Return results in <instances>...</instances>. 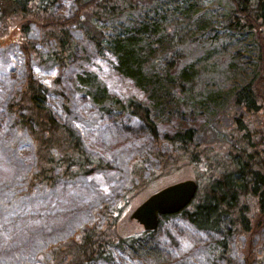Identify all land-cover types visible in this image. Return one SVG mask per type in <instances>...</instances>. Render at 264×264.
<instances>
[{"label":"trees","instance_id":"16d2710c","mask_svg":"<svg viewBox=\"0 0 264 264\" xmlns=\"http://www.w3.org/2000/svg\"><path fill=\"white\" fill-rule=\"evenodd\" d=\"M56 2L0 0V30L11 32L6 41L0 35V43L15 44L24 57V77L15 84L5 112L17 132L32 143L34 162L25 175L27 187H50L57 179H73L108 166L85 150L71 123L53 115L46 102L48 89L32 72V63L61 71L73 65L84 49L75 37L78 32L94 50L110 53L114 69L144 94V101H123L89 70L74 77L100 113L119 110L138 120L153 137V149L129 164L131 177L140 180L134 186L168 170L173 157L178 166L198 168L202 177L195 180L198 189L192 201L160 218L186 213L194 227L206 231H221L226 223L225 234L205 251L208 264H264V0H227L209 42L231 40L227 66L231 77L224 85L210 81L200 89L206 65L185 59L165 23L169 16L193 21L200 40L209 29L206 17L197 13V2L70 0L66 12H57ZM34 31L36 37L31 36ZM186 114L212 115L211 123L221 135L212 133L213 125L202 129L179 125L173 132L158 134L157 119ZM152 159L158 166L147 176L144 165ZM128 192L98 210L102 221L96 219L76 236L47 246L44 253L53 263L44 264H87L103 257L106 246L133 244L151 232L140 227L117 229L123 212L120 204L123 199L127 203Z\"/></svg>","mask_w":264,"mask_h":264},{"label":"rangeland","instance_id":"374dc122","mask_svg":"<svg viewBox=\"0 0 264 264\" xmlns=\"http://www.w3.org/2000/svg\"><path fill=\"white\" fill-rule=\"evenodd\" d=\"M190 1L197 2L200 5L197 13L206 17L209 30L203 37L198 40L194 22L179 16H169L166 26L174 33L186 60L199 59L206 65L197 88L210 81L224 85L231 77L227 67L233 48L231 40L220 39L216 45L209 41L218 29L228 2ZM69 5L70 0H57L56 11L66 12ZM187 32L194 34L187 36ZM74 34L84 49L79 51L80 57L73 65L61 71L56 66L43 68L32 63V72L48 89L46 102L53 115L63 123H71L78 130L85 150L101 157L108 166L73 179H57L50 187H27L25 175L34 162L32 143L25 134L17 132L5 112L15 84L24 77V57L15 44L0 43V264L53 263L52 257L44 253L47 246L76 236L82 226L96 219L102 221L98 210L121 198L124 191H129L127 203L123 204L126 200L123 199L120 204L123 212L116 221L117 229L122 232L138 229L129 215L151 193L180 180L202 177L198 168L178 166L177 158L173 157L174 164L169 163L168 170L145 185L134 186L138 181L131 177L129 164L135 156L153 149V137L138 120L119 110L100 113L89 95L75 84L74 77L82 70H89L98 76L111 95L123 101L129 98L144 101V94L114 69L110 53L94 50L82 40L80 33ZM0 35H4L3 41H6L11 32L2 29ZM31 36L36 37L35 31ZM211 119L212 115L161 117L157 119V130L162 136L179 125L202 129L213 125ZM214 125L212 133L220 134ZM157 166L156 159L147 161L144 174H152L151 168ZM226 228L224 223L221 231L201 230L192 225L186 213L170 215L160 218L154 230L133 244L108 245L103 257L87 264H208L203 258L205 251L222 238Z\"/></svg>","mask_w":264,"mask_h":264},{"label":"water","instance_id":"95a60500","mask_svg":"<svg viewBox=\"0 0 264 264\" xmlns=\"http://www.w3.org/2000/svg\"><path fill=\"white\" fill-rule=\"evenodd\" d=\"M197 189L198 183L190 178L168 184L139 203L129 217L135 219L145 230H154L162 215L174 214L186 207Z\"/></svg>","mask_w":264,"mask_h":264},{"label":"flooded vegetation","instance_id":"af4514ba","mask_svg":"<svg viewBox=\"0 0 264 264\" xmlns=\"http://www.w3.org/2000/svg\"><path fill=\"white\" fill-rule=\"evenodd\" d=\"M130 220H132V222H135V224H137L138 227L144 229L143 226H141V225H140L135 219H131V218H130ZM144 230H145V229H144ZM150 231H151V230H150Z\"/></svg>","mask_w":264,"mask_h":264},{"label":"bare ground","instance_id":"6f19581e","mask_svg":"<svg viewBox=\"0 0 264 264\" xmlns=\"http://www.w3.org/2000/svg\"><path fill=\"white\" fill-rule=\"evenodd\" d=\"M23 242V241H22Z\"/></svg>","mask_w":264,"mask_h":264}]
</instances>
